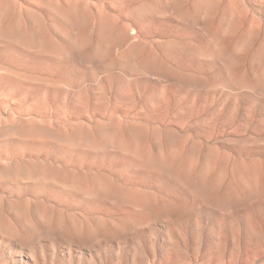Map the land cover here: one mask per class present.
I'll return each mask as SVG.
<instances>
[{"label": "rangeland", "instance_id": "obj_1", "mask_svg": "<svg viewBox=\"0 0 264 264\" xmlns=\"http://www.w3.org/2000/svg\"><path fill=\"white\" fill-rule=\"evenodd\" d=\"M0 264H264V0H0Z\"/></svg>", "mask_w": 264, "mask_h": 264}]
</instances>
